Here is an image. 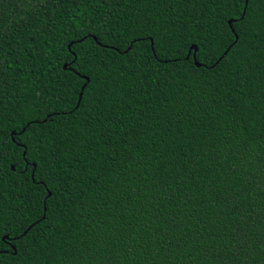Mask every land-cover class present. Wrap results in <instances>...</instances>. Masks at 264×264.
Listing matches in <instances>:
<instances>
[{
  "label": "trees",
  "instance_id": "16d2710c",
  "mask_svg": "<svg viewBox=\"0 0 264 264\" xmlns=\"http://www.w3.org/2000/svg\"><path fill=\"white\" fill-rule=\"evenodd\" d=\"M0 264H264V0H0Z\"/></svg>",
  "mask_w": 264,
  "mask_h": 264
},
{
  "label": "water",
  "instance_id": "95a60500",
  "mask_svg": "<svg viewBox=\"0 0 264 264\" xmlns=\"http://www.w3.org/2000/svg\"><path fill=\"white\" fill-rule=\"evenodd\" d=\"M232 21H233V20H230V21H229V24H231ZM235 38L238 39L237 37H235ZM151 45H152V42H151ZM68 47H69V46H68ZM190 50H193V59L195 60V52H196V50H197V47H196L195 45H192V46L190 47ZM225 53H226V52H225ZM220 59H221V58H220ZM195 65H196V66H200V64H199L198 62H196V61H195ZM63 67L66 68V64H64ZM85 79H86V81L88 82V78L85 77ZM84 87H85V84L81 87V91H80V93H79V97H78L77 106H78V104H79V102H80V99H81V96H82V91H83ZM22 131H24V128L22 129ZM22 131H21V132H22ZM12 134H14V132H13ZM32 176H33V172H32ZM49 195H50V194L48 193V196H49ZM30 228H31V226H29L27 230H29ZM27 230H26V231H27ZM26 231H25L23 234H25ZM5 238H7V237L5 236ZM12 248L14 249L13 246H12Z\"/></svg>",
  "mask_w": 264,
  "mask_h": 264
},
{
  "label": "snow or ice",
  "instance_id": "6c2138e0",
  "mask_svg": "<svg viewBox=\"0 0 264 264\" xmlns=\"http://www.w3.org/2000/svg\"><path fill=\"white\" fill-rule=\"evenodd\" d=\"M251 2V0H247V3H250ZM242 14H243V10H242Z\"/></svg>",
  "mask_w": 264,
  "mask_h": 264
}]
</instances>
